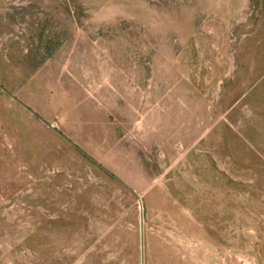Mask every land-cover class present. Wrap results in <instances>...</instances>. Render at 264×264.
<instances>
[{
  "label": "rangeland",
  "instance_id": "obj_1",
  "mask_svg": "<svg viewBox=\"0 0 264 264\" xmlns=\"http://www.w3.org/2000/svg\"><path fill=\"white\" fill-rule=\"evenodd\" d=\"M0 87V264H264V0H0Z\"/></svg>",
  "mask_w": 264,
  "mask_h": 264
},
{
  "label": "water",
  "instance_id": "obj_2",
  "mask_svg": "<svg viewBox=\"0 0 264 264\" xmlns=\"http://www.w3.org/2000/svg\"><path fill=\"white\" fill-rule=\"evenodd\" d=\"M3 91H6L5 89H3L2 87H0ZM15 100H17L16 98H14ZM18 101V100H17ZM20 104H22L20 101H18ZM26 107V106H25ZM27 108V107H26ZM31 113H33V111L32 110H30V109H28ZM34 114V113H33ZM48 126H50L49 124H47ZM58 134L59 135H61V136H63L62 135V133H59L58 132ZM142 237H143V234H142V231H141V246H143V239H142Z\"/></svg>",
  "mask_w": 264,
  "mask_h": 264
},
{
  "label": "crops",
  "instance_id": "obj_3",
  "mask_svg": "<svg viewBox=\"0 0 264 264\" xmlns=\"http://www.w3.org/2000/svg\"><path fill=\"white\" fill-rule=\"evenodd\" d=\"M0 209H1V202H0Z\"/></svg>",
  "mask_w": 264,
  "mask_h": 264
}]
</instances>
